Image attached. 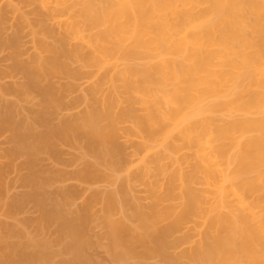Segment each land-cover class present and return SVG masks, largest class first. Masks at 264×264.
<instances>
[{"label":"bare ground","instance_id":"6f19581e","mask_svg":"<svg viewBox=\"0 0 264 264\" xmlns=\"http://www.w3.org/2000/svg\"><path fill=\"white\" fill-rule=\"evenodd\" d=\"M33 1H38L42 10L50 11L53 18L64 24L70 36L85 39L90 45L91 55L84 61L85 66L98 70L110 66L109 81L121 83L129 99L151 100L157 110L150 112L147 118L135 121L130 109L113 113L111 105L117 101L112 99L108 105L101 103L89 113L61 117L54 123L53 116L58 114L63 104L50 79L56 75L77 78L79 73L70 69L67 61L78 51L66 49L64 40L40 23V37L36 39L39 53L29 65L20 64L16 61L18 40L10 38L8 44L12 55H9L12 62L15 61V70L22 71L26 81L16 90L25 93L34 89L40 96L41 105L30 109L32 117L27 118L20 116L13 101L0 102V131L10 133L6 138L11 144L4 155L7 154L10 160L24 159L18 163L26 170L21 173L19 181L28 187L27 192L16 195L18 199L14 195L11 197L14 203L11 201L12 208L8 210L14 213L24 202V205L32 202L39 216L28 219L34 222V225L30 222L34 228L32 231L38 235L27 234L25 227L29 223L26 219L19 226L0 223V264H91V259L85 255L88 243H85L87 239L82 231L86 207L89 209L90 205H83L86 207H82L78 216L79 209L76 217H68L62 213L61 201L54 197L60 196L65 200L76 192L75 187L72 186L73 190L66 185L57 189L54 197L52 192L51 195L44 192L45 188L69 175L79 181L95 179V167L100 163L115 167L116 158L124 154L117 125L129 118L134 119L147 139L157 141L161 136V144L175 133L200 147L201 136L207 128L204 123L193 122L194 114L199 112L196 106L219 87L234 81L241 72L245 88L231 99L229 106L243 113L258 111L261 117L251 121L226 122L217 129L220 138L231 137L237 132L255 131L238 143L239 153L233 161L234 176L245 177L255 172L254 178L233 183V177L227 176L221 178L218 186L226 197L231 196L242 208L238 219L226 215L211 221L209 231L198 245L181 254L174 252L186 241V237L175 238L174 234L197 214L201 203V197L192 189L193 182L201 174L207 183L216 185L214 165L208 164L210 158L206 156V164L196 163L183 177L180 173L175 174L183 183L180 212L174 213V209L169 207L153 211L151 215L137 213L136 231H129L130 228L126 229L123 224L106 221V235L110 249L117 248L112 249L113 255L119 250L122 256L136 258L137 264H145L143 260L153 257L159 258L163 264H180L181 259H185L184 264H264V173L261 169L264 166V0ZM92 30L96 32L85 35ZM119 53L124 59L139 58L143 63L138 66L127 63L119 67ZM152 53L157 55L153 58ZM168 54L175 57L169 58ZM5 90L13 91L14 87H6ZM61 145L79 148V157L88 159L84 158L82 167L71 170V173L43 166L44 160L68 163L70 158L63 159ZM76 160L72 158L68 164ZM10 164L0 166V179ZM128 164L123 162L121 167ZM2 187L4 185L0 183V192ZM172 187L171 182L169 190ZM251 193H257L256 207L261 214L246 209L244 205L243 196ZM99 195L96 192L95 197ZM106 197L105 203L110 204L108 200L112 197ZM51 225L54 229L56 227L55 233L59 236L52 242L56 246L61 244L56 252L51 251L50 240L37 237ZM58 254L63 258L56 259ZM122 256H115L119 264L126 259Z\"/></svg>","mask_w":264,"mask_h":264},{"label":"rangeland","instance_id":"374dc122","mask_svg":"<svg viewBox=\"0 0 264 264\" xmlns=\"http://www.w3.org/2000/svg\"><path fill=\"white\" fill-rule=\"evenodd\" d=\"M40 23L50 29L55 36L62 38L66 49L78 51V54L67 62L69 68L78 72L79 76L71 78L66 75H56L50 79L55 92L59 94L63 104L58 114L53 116L54 123L61 117L80 116L89 113L101 103L108 105L112 99H116L117 101V103L111 105L113 113L118 114L121 110L130 109L135 117V121L145 119L150 112L152 113L157 110V106L151 100H143L139 97L129 99L121 83L109 81L110 66L99 70L91 66H85L84 61L91 55L90 45L85 39H75L72 35L70 36L64 24L53 18L50 11L42 10L38 1L33 0H0V87H4L5 89L6 87H14L13 91H7L4 88L1 90L0 88V102L2 100L13 101L19 109L20 116L27 118L32 117L29 112L30 109H36L41 105L40 96L34 89H28L25 93H20L16 90L26 81L24 73L22 74V71L15 70V61L13 60L14 62H12L11 60L10 56L12 54L10 53L11 49L8 44L10 38L16 37L19 49L16 61L20 64L29 65L32 59L39 53L36 39L40 37ZM94 32L96 30L87 32L85 35H90ZM156 55L157 53H152L153 58ZM166 56L169 58L175 57L173 54ZM123 57L122 53H119V67L127 63L135 66L143 63L139 58L137 60L130 57L124 59ZM242 79L243 73L241 72L234 81L219 87L196 106L199 107V112L194 114L192 120L195 123H204L207 128L206 133L201 136L202 144L200 147L194 143H188L175 133H172L161 144V136L157 138V141L147 139L145 133L139 129L134 119L129 118L117 125L120 136L119 142L123 145L124 154L116 158L115 163L117 165L115 167H106L107 165L103 166L100 165L101 163L96 162L99 166L95 167L97 169L94 172L96 174L95 179L79 181L69 175L70 178L66 176L62 181L53 182L45 188L44 192L46 191L48 195H51L52 192L51 196L54 197L57 189L65 188L66 185L67 187H75V190L72 188L76 192H73L74 195L70 194L73 195L71 197L68 195L69 198L65 197L66 202L60 196L54 197L58 201H61L63 204L62 213L68 217H76V211L79 209L78 216L81 213L82 207H86L83 205H90L89 209L86 207L87 222L84 220L85 222L82 223V231L83 237L87 239L85 243H88L86 248L84 247L85 255L89 256L91 264H119L116 261L118 257L115 258V256L123 255V253L120 255L119 250L116 252L119 253L118 255L116 253L113 255V248L110 249V241L106 235V221H112V223L114 222L118 225L123 224V227L127 226L125 228H130L129 231H132L135 226L136 228L138 227L136 225V221H138L137 213L151 215L153 211L165 210L169 207L174 209V213L180 212L183 205V183L181 178L175 177V174L180 173L183 177L191 172L192 167L196 163L206 164V156L210 158H208L210 160L208 164L214 165L216 185L207 183L201 174L193 182L192 189L201 197V203L197 214L191 216L182 224L180 230L174 234L175 238L186 237V241L182 242L174 252L181 254L185 250L198 245L204 234L209 231L211 221L221 219L226 215L231 216L233 219H238L243 212L242 208L238 203L236 204L231 196L226 197L219 190L218 186L221 178L227 176L233 177L231 179L233 183H240L243 179L254 178L255 172H251L245 177L240 176L241 178L236 175L234 176L235 165L233 161L239 153L238 143L252 136L255 131L251 129L252 131L237 132L231 137L220 138L217 134V129L221 124L226 122L235 120L251 121L261 117V113L258 111L243 113L229 106L231 99L245 88L246 82ZM92 89L95 90L91 92ZM9 134L8 132L0 131V166L3 167L5 163H11L3 174V179H0V183L4 185L0 192V223L7 222L8 224L11 223L19 226L20 222L26 219L25 221H28L29 224H26L25 229L27 228V234L31 236L32 233L37 232L35 230L32 231L34 228L31 226L34 225V222L30 220L39 216L36 207H32L34 206L32 202H26L25 205L24 202L23 206L14 213L8 210L12 208L10 205L13 202L11 198L13 195L16 197V195L20 193L22 195V193L28 191V187H24L19 181V178L22 177L21 173L26 172L18 164L21 163L23 158H11L10 160V157H6L7 154L4 155L11 147L9 140L6 138ZM60 149L63 152L61 155L65 156L64 158L61 156L64 160L67 158L71 160L74 158L76 160V156H78V159L75 162L71 161L70 165L68 164L70 159L67 160L68 163H65V165L62 162L59 164L51 160H44L41 164L45 167H56L65 172L66 170L67 172L70 171L71 173L74 170H78V167H82L81 162L83 164L84 158L88 159V157H79L81 155L79 148L61 145ZM42 157L45 156L42 155ZM123 162H128V166L121 167ZM17 164L19 168L16 167L18 166ZM261 169H263L264 173V166ZM171 182L173 187L169 190ZM96 192L100 193V197H95ZM108 195L112 197V200H108L111 202V205L107 202L110 205L109 209L104 198ZM243 201L246 209H252L257 214H261L260 209L256 207L257 193L244 195ZM10 212L13 214H10ZM30 222H33V225ZM166 222L164 221L163 223ZM53 226L51 225L50 228L46 227L48 231L45 228L44 232H41L43 235L39 234L40 236L37 237L50 240V249L56 252L59 250V246L61 247V244L56 246L55 242H52L53 239H58L59 237L58 233H55L56 227L54 229ZM136 230L134 229V231ZM52 243L55 245H52ZM120 250L122 251V249ZM57 256L56 259L59 257L60 259L63 258L59 254ZM123 257L125 256H122V259ZM125 258L123 263L119 261L120 264L138 263L134 257L128 256ZM154 258L143 261H145V264H148V262L149 264H163L159 258ZM184 263L185 259H181L180 264Z\"/></svg>","mask_w":264,"mask_h":264}]
</instances>
